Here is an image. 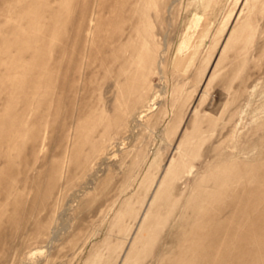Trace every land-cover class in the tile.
<instances>
[{"label":"rangeland","instance_id":"1","mask_svg":"<svg viewBox=\"0 0 264 264\" xmlns=\"http://www.w3.org/2000/svg\"><path fill=\"white\" fill-rule=\"evenodd\" d=\"M28 263L264 264V0H0V264Z\"/></svg>","mask_w":264,"mask_h":264},{"label":"bare ground","instance_id":"2","mask_svg":"<svg viewBox=\"0 0 264 264\" xmlns=\"http://www.w3.org/2000/svg\"><path fill=\"white\" fill-rule=\"evenodd\" d=\"M108 30V29H107ZM116 34V33H115ZM113 35V34H112ZM64 38H66L65 39V42H66V46L65 47H57L55 50V60L53 59V63H54V66H53V70H54V73L56 74V77L58 76V77H60L61 75V73L60 72H62L61 71V69H62V66L64 65V61L65 60H67V62H68V65H67V71L66 72H68V71H70L71 73H73V71H74V66H75V57H74V52H73V50L74 49H76V44H77V42H74L69 36L68 37H64ZM55 39V38H54ZM107 48V47H106ZM78 50V49H77ZM107 53V52H106ZM133 55V54H132ZM134 56V55H133ZM41 57V56H40ZM64 57V58H63ZM106 58L108 57V56H105ZM110 57V56H109ZM127 58V57H126ZM132 58V57H131ZM55 61V62H54ZM62 63H63V65H62ZM65 73V72H64ZM68 76V75H67ZM71 76H72V74H71ZM63 77H65L64 76V74H63ZM62 77V78H63ZM86 77V76H85ZM85 77L83 78L84 80H85ZM59 79V78H58ZM70 79H71V77H70ZM56 80V79H55ZM63 80H64V78H63ZM67 81V80H66ZM64 82V81H63ZM85 82H87V80L85 81ZM84 82V84H86ZM66 82H64V84H65ZM58 84H59V82H58ZM63 84V85H64ZM106 84H107V86L109 87V84L110 83H107L106 82ZM73 85V84H72ZM86 85H88V83L86 84ZM59 86V85H58ZM67 85H65V87H66ZM61 87H62V85H61ZM60 87V88H61ZM84 86L82 85V88H83ZM88 87V86H87ZM62 88H64V86L62 87ZM62 88H61V90H62ZM82 88H81V90H82ZM85 88V90H87L86 89V86L84 87ZM89 88V87H88ZM58 89V88H57ZM67 89V88H66ZM85 90H83V92L85 91ZM89 90V89H88ZM59 91V90H58ZM58 91H56V93H57V97L59 96V95H62L63 93H64V91L62 90V91H60V92H63V93H61V94H59L58 93ZM79 92V91H78ZM85 93V92H84ZM82 94V95H85V94ZM65 94V93H64ZM64 94L61 96V97H63L64 96ZM68 94H69V92L67 93V96H68ZM65 97V96H64ZM81 97H84L85 98V96H81ZM83 98V99H84ZM59 99V98H58ZM58 99H56V101H58ZM60 101H62V99L60 100ZM59 101V104L61 103ZM84 101V100H83ZM62 103H64V102H62ZM57 104H58V102H57ZM56 104V105H57ZM57 107V106H56ZM59 107V106H58ZM117 107V106H116ZM150 109V106H148L147 108H144V109H140V110H138V111H136V112H134V113H132V115H131V117H127V119H126V121L125 122H127V123H129V126L134 130V128H135V124L137 123V124H139L138 123V121L141 119V115L143 114V113H145V112H147L148 110ZM59 110V109H58ZM10 119V118H9ZM137 128V127H136ZM136 131V129L134 130V132ZM133 132V133H134ZM137 133V132H136ZM130 134V133H129ZM132 134V133H131ZM130 134V135H131ZM131 137V136H130ZM132 138V137H131ZM211 221V220H210ZM260 222V221H259ZM210 226V225H209ZM219 226V225H218ZM217 226V227H218ZM261 229V228H260ZM262 230V229H261ZM258 231V230H257ZM261 232V231H260ZM259 232V233H260ZM218 233V232H217ZM252 233V232H251ZM256 233V232H255ZM258 233V232H257ZM257 236H259V235H257ZM261 236H263V235H261ZM256 237V236H255ZM260 238V237H259ZM192 239V238H191ZM256 239V238H255ZM191 242V241H190ZM182 244V243H181ZM136 244H134V246H135ZM230 245V244H229ZM133 246V247H134ZM137 246V245H136ZM135 246V247H136ZM181 246V245H180ZM221 246V245H220ZM227 246V245H226ZM220 248V247H219ZM133 249H135V248H133ZM132 249V251L134 252V250ZM235 249V248H234ZM220 251V250H219ZM231 251V250H230ZM132 253V252H131ZM192 253V252H191ZM131 255H129V257H130ZM229 256V255H228ZM227 256V257H228ZM240 256H242L243 257V255L240 253L239 254V256L238 257H240ZM127 257H128V255H127ZM189 257H190V255H189ZM237 257V258H238ZM186 262V261H185ZM29 264V263H28Z\"/></svg>","mask_w":264,"mask_h":264}]
</instances>
